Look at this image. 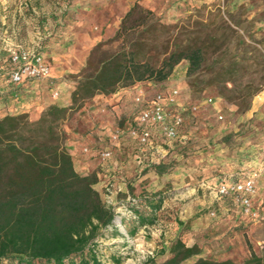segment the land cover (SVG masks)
<instances>
[{
    "label": "rangeland",
    "instance_id": "1",
    "mask_svg": "<svg viewBox=\"0 0 264 264\" xmlns=\"http://www.w3.org/2000/svg\"><path fill=\"white\" fill-rule=\"evenodd\" d=\"M92 1L99 9H94L90 15L77 17V8L84 7L78 0L76 9L67 14L65 24L70 19L80 20L87 16L97 30V25L109 19L111 12L114 13L111 19L113 23V19H119L128 5L132 7L139 2L154 10L162 22L168 25L166 31L160 32L162 40H169L172 44L180 38L186 43L192 37L190 32L196 31L201 41L209 45L215 43L219 50L214 52V48H209L205 66L194 77V85L187 75V60L176 67L166 82H147L142 85L149 91L179 86L183 93L181 100L189 108L190 104H200L198 110L192 111L190 108L186 113L185 126L177 140L157 137L151 147L143 148V163L140 164L136 158L140 147L130 139H125V144L120 148L115 146L120 149L119 155L114 154L113 150L109 160L100 162L97 156L88 153V159L96 160L97 163V168L91 169L89 173L103 169L101 172L106 174L103 175L106 185L101 188L102 196L113 207L117 217V225L104 228L95 241L101 248L105 262L140 264L150 256H155L158 261L166 259L176 234L186 230L187 225H196L194 220L197 212L210 216L208 220L211 225L204 231L205 235L199 238L203 248L205 244L210 245L207 248L210 257L217 260L231 259L242 264L252 256V252L264 254V222L249 220L241 215L238 205L231 198L222 204L214 194L216 180H235L244 171V168L239 167L243 166L246 159L244 147L249 144L247 138L253 134H248L249 129L245 127L254 120L247 113L264 91V0H150L148 4L143 0ZM104 7L108 9L103 11ZM114 36L90 46L80 43V39L72 40L71 43L62 41L59 45L62 60L57 62L59 66L55 65V72L56 68L62 67L69 71L42 85L46 96L53 97L57 105L72 106V92L76 89L79 74L84 70L92 50L97 44L109 41ZM108 47L105 49L114 50L118 45L112 43ZM217 60L221 62L217 63ZM55 90L59 91L58 97L54 95ZM67 95L70 96L69 105H65ZM210 97L217 104H205ZM92 101L93 98L74 105L61 121L65 143L69 137L67 127L84 125L83 119ZM50 105L47 104L42 111L32 108L28 113L30 119H39ZM133 107L134 113L138 112L139 107ZM220 109L223 119L218 117ZM20 113L27 112L0 111V118ZM122 118L120 122H123ZM119 126L123 128L124 123ZM122 158L126 160L122 161ZM121 166H127L126 173ZM121 181L126 182V186L120 188ZM160 196L163 200L156 222L141 227L134 238L124 236L127 229L118 220L128 218L131 220L130 226L137 225L133 220L135 213L129 207L132 199H142L144 202ZM198 200L200 204H194ZM143 209L150 216V208L145 206ZM232 214L234 218H231ZM213 242L216 244L211 247ZM113 255L121 263L115 262ZM6 264H10V261Z\"/></svg>",
    "mask_w": 264,
    "mask_h": 264
},
{
    "label": "trees",
    "instance_id": "2",
    "mask_svg": "<svg viewBox=\"0 0 264 264\" xmlns=\"http://www.w3.org/2000/svg\"><path fill=\"white\" fill-rule=\"evenodd\" d=\"M168 28L154 10L136 2L115 36L92 50L72 92V106L51 104L37 120L28 113L0 118V264H107L95 241L104 228L117 225V217L96 187L98 174L76 169L61 121L74 105L97 94L111 95L139 82L164 83L184 60L194 85L209 48L219 50L215 43L201 41L196 31L186 43L178 38L170 44L161 39ZM112 43L118 47L105 49ZM134 199L129 207L137 225L130 226L128 218L118 220L129 238L156 222L163 197ZM113 259L121 263L114 255ZM140 264L238 263L203 256L199 244L188 245L179 235L166 259L150 256ZM242 264H264V254L252 252Z\"/></svg>",
    "mask_w": 264,
    "mask_h": 264
},
{
    "label": "crops",
    "instance_id": "3",
    "mask_svg": "<svg viewBox=\"0 0 264 264\" xmlns=\"http://www.w3.org/2000/svg\"><path fill=\"white\" fill-rule=\"evenodd\" d=\"M149 1L143 0L146 4ZM77 3L78 0H0V65L5 66V73L0 74L1 112L19 113L20 111L29 113L32 108L42 111L47 104H55L56 100L53 97L46 96L43 86L45 82H52L57 75H63L69 71L68 68L62 67V69L56 68L55 72V65L59 66L57 62L62 60V56L59 54L60 43L64 40L71 43L72 40L80 39V43L90 46L114 36L119 27L120 19L131 7L128 5L119 19H113V23H111V19L114 18V13L111 12L109 19L99 26L97 25L98 29L95 30L93 23L89 21L90 19L87 16L80 20L70 19V22L68 21L65 24L67 14L76 9ZM81 3L84 7L77 8L79 11L76 14L77 17L82 14L90 15L94 9H99L97 4H92V0H81ZM106 9L108 8L104 7L103 11H106ZM14 46L26 48L38 46L40 52L51 64L52 77L47 80H26L21 84H14L8 74L11 68L8 58L10 49ZM143 83L147 82H139L133 87L122 88L111 95L97 94L93 97V101L89 103V107H87V112L83 119L84 125L82 124V127H80V124L75 127H67L69 137L66 144L73 156L76 169L80 173L89 174L91 169L97 168L96 160L90 161L88 153L84 152L86 146L91 148V155L97 156V160L101 162L102 160L98 155L99 151L111 148L114 150V154L119 155V148L125 144V139H130L132 142L136 141L129 136L128 131L137 119L138 112L134 113L133 107L136 106L134 95L137 87L142 86ZM69 104L70 96L68 97L67 95L65 96V105ZM212 104H217V102L214 101ZM221 111L222 109L219 110V114H222ZM247 116L254 118L253 122L245 127L249 129L248 134H251V132L253 134L247 138V141H249L247 143L249 144L244 147L246 159L243 162V166L239 167V169L244 168V171L235 180L249 178L255 171L264 170V91L254 101L252 109L248 111ZM120 118L123 119V122L119 121ZM120 123H124L123 128H120ZM250 127H252L251 130ZM117 129L122 130V135L118 142H113L111 136ZM115 146L119 147V150ZM93 151H95V154L92 153ZM122 154L124 152L120 153V156ZM125 160L126 158H122V161ZM121 168H123V172H127V166H121ZM101 170L97 172L99 181L96 187L102 194L101 188L106 185V179L103 178V175L106 174L102 173ZM224 181L228 180H216L214 183L219 185ZM124 186H126V182L121 181L120 188ZM257 186L258 196L256 197V202L264 204V173L258 177ZM226 199L224 198L219 202L223 204ZM199 201L194 202V204H200ZM209 217L206 213L197 212L194 220L196 225H187L186 230L175 236L178 237L180 235L188 245L199 244L203 249V256L210 255V251L207 250L210 245L205 244L203 248L199 242V238L201 239L205 235L206 232L204 231L208 225H211L208 220ZM231 218H234L233 214ZM225 219L221 220V222ZM213 239H207V241ZM215 244L213 242L211 247H214Z\"/></svg>",
    "mask_w": 264,
    "mask_h": 264
},
{
    "label": "built area",
    "instance_id": "4",
    "mask_svg": "<svg viewBox=\"0 0 264 264\" xmlns=\"http://www.w3.org/2000/svg\"><path fill=\"white\" fill-rule=\"evenodd\" d=\"M8 62L11 68L8 72L10 80L14 84H21L26 80H47L52 77L51 64L40 52L38 46L21 47L14 46L10 49ZM5 73V66L0 65V74ZM55 97L59 91L54 92ZM182 90L179 86L158 91H149L143 86L136 89L134 103L139 107L135 124L130 128L128 134L137 141L140 152L136 155L138 163H143L142 152L144 147H151L157 137L174 141L182 133L186 122L187 110L196 111L200 108L199 103L190 104V108L181 98ZM214 99L208 98L204 103L212 104ZM223 119V114H219ZM122 130L117 129L112 133V141L118 142ZM85 153L91 149L86 147ZM101 160L112 158L113 150L107 148L98 152ZM264 170L255 171L254 174L243 180H228L216 186L214 194L217 200L231 198L239 207L242 216L254 222H264V204L256 202L258 196L257 179ZM135 202V199H132ZM215 215V212L211 213ZM122 224V223H121Z\"/></svg>",
    "mask_w": 264,
    "mask_h": 264
}]
</instances>
